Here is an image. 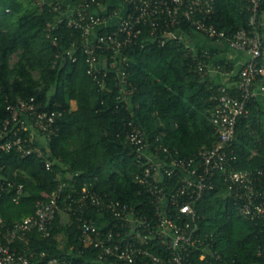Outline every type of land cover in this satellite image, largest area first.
<instances>
[{
	"label": "trees",
	"instance_id": "16d2710c",
	"mask_svg": "<svg viewBox=\"0 0 264 264\" xmlns=\"http://www.w3.org/2000/svg\"><path fill=\"white\" fill-rule=\"evenodd\" d=\"M56 1L61 11L82 10L86 3L83 13L101 16L110 26L100 35L115 29L113 12L118 10L109 0H96L108 14L94 12L99 7L91 0H67V4L61 0H0V128L9 116L7 105L19 99L33 97L44 110L62 112L57 122L59 131L48 144L54 161L50 169L35 155L22 158L11 152L0 157L5 175L16 172V179L24 185L17 202L10 196L2 199L1 216L10 227L33 215L36 202L49 201L60 182L67 184L65 190L87 185L100 195L136 207L141 214L149 213L152 210L145 189L134 179L139 167L126 142L127 124L132 122L144 131L151 149H157L161 157L163 149L190 158L202 148H212L217 135L210 116L216 102L212 84L207 75L196 72V64L202 54L201 59L208 64L214 51H192L187 39L196 32L186 25L174 29L180 38H168L161 45L151 42L149 25L142 26L139 40L127 51L134 93L130 106L122 107L112 78L99 89L86 73L83 30L69 26L67 19L60 22L61 11L54 10ZM263 13L264 0L258 16ZM250 16L244 0H214L208 22L231 36L248 27ZM68 51L74 52L76 61L66 55ZM14 55L17 59L11 64ZM218 67L224 72L230 70L225 61L218 62ZM238 80V74L233 75L226 86L234 92ZM249 109L248 116L237 122L231 145L236 155L233 165L242 171L264 170V109L258 101ZM196 210L201 216L200 234L222 262L264 263V218L250 220L238 215L232 194L221 181L199 200ZM85 216L96 225L104 220L94 208L86 209ZM62 218L61 214L56 216L49 237L33 231L13 247L25 254L45 253L70 264H93L97 246L80 240L74 218L65 224ZM198 256L199 251L192 254L191 264H206Z\"/></svg>",
	"mask_w": 264,
	"mask_h": 264
},
{
	"label": "built area",
	"instance_id": "2783aa9c",
	"mask_svg": "<svg viewBox=\"0 0 264 264\" xmlns=\"http://www.w3.org/2000/svg\"><path fill=\"white\" fill-rule=\"evenodd\" d=\"M244 1L251 12L249 25L231 36L208 22L214 0H123L125 13L121 16L114 11L115 29L102 35L100 31L110 26L101 16L83 13L86 3L82 10L61 11V5L55 2L54 10L61 11L60 22L67 19L69 26L83 30L81 48L86 73L99 89L112 78L122 107L130 106L134 93L129 82L127 51L137 43L142 26L147 24L151 42L161 45L168 38H180V32L174 34V29L186 25L208 39L224 41L229 48L246 54L247 59L238 72L234 92L224 85L211 87L216 108L210 122L217 135L212 148H202L190 158L163 149L161 157L157 149H151L145 132L128 122L126 142L139 167L134 179L144 187L151 212L141 214L136 207L100 195L87 185L81 189L73 185L65 190L67 184L60 182L49 201L36 202L33 215L10 227L0 213V264H70L45 253L25 254L13 247L33 231L49 237L58 214L64 224L74 218L80 240L85 245L97 246L93 264H191L190 257L196 251L199 260L206 264H229L222 262L213 246L201 236V216L196 205L216 188L219 180L232 194L238 215L250 220L264 218V170L236 169V155L231 148L237 122L248 116L258 91L264 93V13L258 16L262 0ZM91 3L105 8L96 0ZM102 14H108L107 10ZM52 41L56 44L55 38ZM73 53L68 51L66 55L74 62ZM201 57L196 72L206 76L208 64ZM6 110L9 116L0 128V157L11 152L22 158L35 155L50 169L54 161L48 154V144L59 131L57 122L62 112L44 110L33 97L8 104ZM5 170L0 163V204L5 196L17 202L24 190L22 182L16 179L17 173L7 176ZM90 208L104 220L96 225L86 217V209Z\"/></svg>",
	"mask_w": 264,
	"mask_h": 264
},
{
	"label": "crops",
	"instance_id": "0c3cea01",
	"mask_svg": "<svg viewBox=\"0 0 264 264\" xmlns=\"http://www.w3.org/2000/svg\"><path fill=\"white\" fill-rule=\"evenodd\" d=\"M63 4H67V0H61ZM109 5L117 7L120 15L122 16L127 7L122 0H109ZM96 13H104L106 7L102 9L93 10ZM69 13V12H67ZM188 45L191 47L192 51L197 49H202L204 51H214V57L208 62V72L207 79L213 86L218 85H230V77L237 75L240 68L245 63L247 55L238 51H235L228 47L224 41H216L212 39L205 38L204 36L196 33L193 38L187 39ZM225 61V66L230 67V70L224 72L219 69L218 62ZM257 101L264 109V93L258 91Z\"/></svg>",
	"mask_w": 264,
	"mask_h": 264
},
{
	"label": "rangeland",
	"instance_id": "374dc122",
	"mask_svg": "<svg viewBox=\"0 0 264 264\" xmlns=\"http://www.w3.org/2000/svg\"><path fill=\"white\" fill-rule=\"evenodd\" d=\"M16 59H17V56L16 55L12 56V58H11V64H13L16 61ZM61 239L63 241V237H61Z\"/></svg>",
	"mask_w": 264,
	"mask_h": 264
}]
</instances>
